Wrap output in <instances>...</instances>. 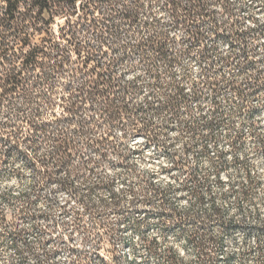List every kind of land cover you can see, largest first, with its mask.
<instances>
[{
	"label": "rangeland",
	"instance_id": "374dc122",
	"mask_svg": "<svg viewBox=\"0 0 264 264\" xmlns=\"http://www.w3.org/2000/svg\"><path fill=\"white\" fill-rule=\"evenodd\" d=\"M228 1L234 18L258 29L250 40L254 64L244 70L264 75V0ZM215 44L214 56L228 52L226 42ZM214 59L158 64L156 69L172 74H163L158 85L137 79L140 92L130 99L161 100L169 91L156 87L161 84L190 92L208 68L241 83V64ZM212 98L204 87L176 116L149 111L145 116L156 127L158 144L146 143L144 132L128 138L113 129L127 165L113 151L98 159L86 182L74 179L79 202L54 182L33 188L39 175L24 160L9 159L0 173V264H171V257L176 264H264V92L242 103L235 92L223 90L216 96L217 113ZM215 117V139L199 136ZM172 157L183 166L174 168ZM76 211L81 221L72 220Z\"/></svg>",
	"mask_w": 264,
	"mask_h": 264
},
{
	"label": "trees",
	"instance_id": "16d2710c",
	"mask_svg": "<svg viewBox=\"0 0 264 264\" xmlns=\"http://www.w3.org/2000/svg\"><path fill=\"white\" fill-rule=\"evenodd\" d=\"M233 10L228 0H0V173L9 159L20 158L40 177L33 188L54 182L79 202L74 179L86 182L98 159L113 151L127 165L113 129L128 138L144 132L146 143L158 144L156 127L145 116L149 111L176 116L204 87L213 95V113L223 90L235 92L242 103L264 92V75L244 70L254 64L250 40L258 29L244 26ZM216 41L227 43L226 54L214 56ZM183 58L241 64L244 76L238 83L208 68L200 75L203 85L192 84L190 92L161 84L156 87L169 90L161 100L130 99L140 92L137 79L158 85L163 74L172 73L155 67ZM216 118L199 136L215 139ZM239 138L237 133L231 142ZM171 159L174 168L183 166ZM73 213L72 220L81 221Z\"/></svg>",
	"mask_w": 264,
	"mask_h": 264
}]
</instances>
